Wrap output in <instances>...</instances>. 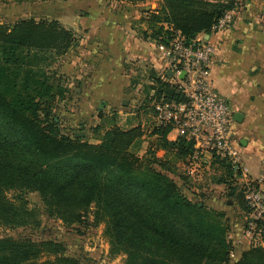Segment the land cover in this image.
Instances as JSON below:
<instances>
[{"label": "trees", "instance_id": "trees-1", "mask_svg": "<svg viewBox=\"0 0 264 264\" xmlns=\"http://www.w3.org/2000/svg\"><path fill=\"white\" fill-rule=\"evenodd\" d=\"M156 1L157 12L147 18L149 34L143 33L163 45L173 31L187 42L210 34L236 8V0ZM78 42L54 19L27 17L0 24V225L35 231L41 215L66 227L103 224L109 254L124 255L123 264H264V219L256 221L257 241L234 245L225 213L209 208L203 195L183 189L169 176L194 151L184 137L167 139L170 126H152L154 139L142 157L141 127L119 128L115 115L104 120L109 127L90 128L96 144L62 127L56 99L66 92L60 84L64 76L49 68ZM151 80L153 100H184L175 86L159 77ZM158 151L164 152L162 159L155 155ZM210 157L221 172L217 184L227 189L226 205L243 216V232L248 208L234 183L240 174L214 151ZM8 191L18 194L17 202L6 198ZM26 194H36L39 204L29 207ZM66 251L61 241L0 237V264H82Z\"/></svg>", "mask_w": 264, "mask_h": 264}, {"label": "crops", "instance_id": "crops-1", "mask_svg": "<svg viewBox=\"0 0 264 264\" xmlns=\"http://www.w3.org/2000/svg\"><path fill=\"white\" fill-rule=\"evenodd\" d=\"M37 4L47 9L42 18L59 22L69 18L79 35L78 44L61 61L64 76L76 85L75 104L67 113L68 127L87 139L89 135L93 137L91 127L105 125L104 120L113 115L116 123L120 114L124 116L125 129L139 125L143 141L149 137L152 143L154 137L150 133L155 124L151 114V77L162 79L164 64L158 44L143 32L149 34L147 18L157 12L159 1L133 4L125 0H47ZM24 6L12 9L14 21L24 18V13L40 18L34 7L26 5L25 10ZM202 37L215 47L210 81L214 93L230 110L232 146L255 176L264 156V0H236L228 25ZM140 65L145 67L147 79V85L141 89L133 75ZM234 113L240 114V121L232 119ZM93 139L88 142L98 143ZM167 139L174 141L176 133L170 131ZM233 215V244L247 247L249 243L240 226L243 216L239 211Z\"/></svg>", "mask_w": 264, "mask_h": 264}, {"label": "built area", "instance_id": "built-area-1", "mask_svg": "<svg viewBox=\"0 0 264 264\" xmlns=\"http://www.w3.org/2000/svg\"><path fill=\"white\" fill-rule=\"evenodd\" d=\"M232 16L233 11L226 12L213 31L225 28ZM158 51L164 64L162 80L175 86L184 100H153L154 124L158 127L170 126L176 138L184 137L192 142L194 151L188 160L191 165L205 159L202 153L213 151L232 164L234 171L240 174L241 189L248 208L243 237L257 241L258 236L253 234L256 221L264 219V156L260 160L259 173L253 177L240 153L232 146L230 110L224 100L214 93L210 81V63L215 47L205 41L202 34L187 42L179 31H173L167 45L158 44ZM182 72L184 77L180 79ZM191 169H194L193 166ZM230 257H233L232 253Z\"/></svg>", "mask_w": 264, "mask_h": 264}, {"label": "rangeland", "instance_id": "rangeland-1", "mask_svg": "<svg viewBox=\"0 0 264 264\" xmlns=\"http://www.w3.org/2000/svg\"><path fill=\"white\" fill-rule=\"evenodd\" d=\"M42 0H1L0 2V24H11L14 21L15 16L11 15L12 9H15L17 5H27L29 7H34L36 12H39V17L42 18L44 12L46 10L41 9V7L37 4ZM47 1V0H45ZM50 1H58V2H67L69 0H50ZM29 3V4H28ZM36 4V5H34ZM24 6V9L26 10ZM26 6V7H27ZM24 18L27 17H34L36 19V15L27 16V14H22ZM46 17V16H45ZM38 19V17H37ZM59 22V21H58ZM64 28L67 27L72 28H65L73 32L76 37L79 38V35L74 30L73 21L69 18L64 19L62 22H59ZM62 58L59 59L57 63H55L52 67L49 68V71L57 70L59 74L63 75V69L61 62ZM144 66L140 65L137 66L135 73L133 74L134 77H137V84L140 85V89L145 85H147L146 79V69L144 70ZM58 74V75H59ZM67 77L64 76L63 80L61 81V87H66V92L62 96V98L56 99V113L58 115H62L61 117V125L64 128H67V119L69 118L67 113L70 112V108L74 107L75 104L74 99L75 95L74 92L76 90V85L71 83V79L69 78L67 81ZM69 109V110H67ZM110 116H107V118ZM122 115L118 114V119L116 120V125L119 128L125 129L123 127ZM152 124V123H151ZM109 125H106L107 128ZM76 136L80 134V132L74 131ZM147 138V139H146ZM142 143V148L138 152V156L142 157L145 151L151 146V139L146 137ZM87 141L93 142L94 139L89 135L86 139ZM152 149V147H151ZM159 158H163L164 154L162 151H158L155 154ZM217 155V154H216ZM204 160L198 161L197 165H191L190 163H180L177 162L173 168L172 173H169V176L176 181V183L190 192H193L195 195H203L204 204L209 208H214L217 211H222L225 213V217L227 221H235L236 218L233 214L232 208L226 205L227 198L225 197V191L227 190L225 185L217 184V179L221 176V172L216 170V167L212 166L211 164V157L210 153L204 154ZM220 158V157H219ZM222 159V158H221ZM193 166L194 169H191ZM253 176V175H251ZM254 177V176H253ZM238 190L241 188V181L239 177H237ZM190 198H194L184 190ZM6 198L11 202H17V193L15 191H8L5 193ZM25 199L27 201V205L32 207L35 204H39L36 194H26ZM93 209V205L91 206ZM87 222L91 223L92 215L89 213L87 216ZM41 224L38 229L35 231H31L25 228H16V229H8L2 225H0V237H12L17 238L19 236L28 235L33 240H55L61 241L65 243L67 251L66 255H76L82 262V264H123L125 259L124 255H117L115 257H111L109 254V246L107 243V239L103 234L104 225L99 224L96 226L93 225H85V224H75L69 227L64 226L60 221L51 219L47 215L40 216ZM242 224V223H241ZM241 226V225H240ZM231 230L229 237L233 239V234H235V229L230 225ZM235 227V226H234ZM245 241L250 243V239L245 237Z\"/></svg>", "mask_w": 264, "mask_h": 264}, {"label": "water", "instance_id": "water-1", "mask_svg": "<svg viewBox=\"0 0 264 264\" xmlns=\"http://www.w3.org/2000/svg\"><path fill=\"white\" fill-rule=\"evenodd\" d=\"M167 75H170V73L167 72ZM179 77H180V79H182L184 77V73L182 72ZM122 105L126 106L127 103L123 102ZM232 119L234 121H236V122L240 121V114L239 113H234Z\"/></svg>", "mask_w": 264, "mask_h": 264}]
</instances>
